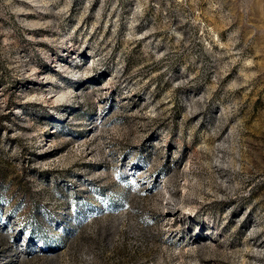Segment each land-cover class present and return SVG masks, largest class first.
<instances>
[{"label":"rangeland","instance_id":"1","mask_svg":"<svg viewBox=\"0 0 264 264\" xmlns=\"http://www.w3.org/2000/svg\"><path fill=\"white\" fill-rule=\"evenodd\" d=\"M0 264H264V0H0Z\"/></svg>","mask_w":264,"mask_h":264}]
</instances>
